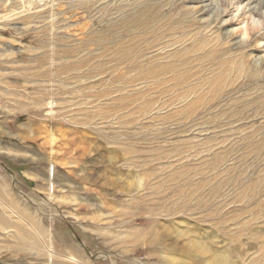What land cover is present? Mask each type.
I'll return each instance as SVG.
<instances>
[{
	"label": "rangeland",
	"instance_id": "374dc122",
	"mask_svg": "<svg viewBox=\"0 0 264 264\" xmlns=\"http://www.w3.org/2000/svg\"><path fill=\"white\" fill-rule=\"evenodd\" d=\"M0 264H264V0H0Z\"/></svg>",
	"mask_w": 264,
	"mask_h": 264
},
{
	"label": "bare ground",
	"instance_id": "6f19581e",
	"mask_svg": "<svg viewBox=\"0 0 264 264\" xmlns=\"http://www.w3.org/2000/svg\"><path fill=\"white\" fill-rule=\"evenodd\" d=\"M48 175H49V178L53 175V168H49L48 170ZM49 189L51 190L52 189V185H50Z\"/></svg>",
	"mask_w": 264,
	"mask_h": 264
}]
</instances>
